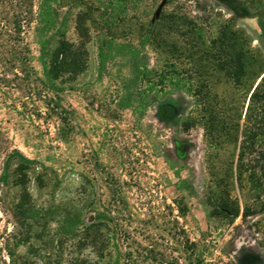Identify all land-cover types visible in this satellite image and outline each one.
Returning <instances> with one entry per match:
<instances>
[{
    "label": "rangeland",
    "instance_id": "obj_1",
    "mask_svg": "<svg viewBox=\"0 0 264 264\" xmlns=\"http://www.w3.org/2000/svg\"><path fill=\"white\" fill-rule=\"evenodd\" d=\"M161 2L53 6L71 53L85 61L82 73L56 82L68 125L27 98L24 75H0V264H110L113 226L100 216L106 210L133 235L156 239L170 261L264 264V201L246 186H226L240 214L213 212L237 153L225 134L232 122L242 124L264 70V0H166L152 23ZM7 13L18 20L17 9ZM34 26L19 34L7 28L15 53L27 43L40 74ZM109 42L141 49L148 69L172 79L141 117L117 107L129 58L116 54L98 73V49Z\"/></svg>",
    "mask_w": 264,
    "mask_h": 264
},
{
    "label": "trees",
    "instance_id": "obj_2",
    "mask_svg": "<svg viewBox=\"0 0 264 264\" xmlns=\"http://www.w3.org/2000/svg\"><path fill=\"white\" fill-rule=\"evenodd\" d=\"M58 1L0 0V75H8L9 72H12V75H24L27 98L41 101L47 110V117L53 116L62 125H68L69 113L62 105L60 96L62 89L56 82L65 74L77 76L82 73L85 61L82 53H71V44L57 27L53 6ZM8 9L18 10V20L9 21ZM32 24L35 25L34 34L38 46L37 60L41 67L40 74L33 67V58L27 43L22 41L23 46L18 53H15L9 34L11 28L19 34ZM7 26L11 28L8 29ZM149 39V36H145L140 48H144ZM140 50L132 45H114L110 42L98 49L99 75L105 70L107 61L113 59L116 54L129 58V75L122 81V96L117 107L119 109L133 108L138 117H141L150 105L166 96L164 93L166 84L172 80L165 72L157 74L148 69L145 57L141 55ZM15 60L19 69L13 73ZM174 86H179L178 79L175 80ZM166 104L170 103L166 101L162 103V105ZM29 116L28 118H32L33 115L29 113ZM218 123L213 115V142L220 146L224 135ZM225 136L232 139L237 149L235 160L231 163L230 183L225 187L242 189L246 186L255 200L263 202L264 70L255 78L252 90L249 92L242 124L237 121L232 122ZM221 180L224 182V179ZM227 187L213 205V212L236 219L240 214V205L236 199L232 198L231 190ZM117 199L118 203L125 205L122 193L117 194ZM247 208H245L246 211ZM177 210L179 214L184 215L187 207L186 205L178 206ZM100 216L113 226L115 256L110 264H174L173 262L181 264L180 257L170 261L171 257L156 239L145 235H133L126 225L119 224L118 221L114 222L112 212L109 210L100 213ZM242 216L248 215L244 212ZM187 264H202V260L197 259L194 263Z\"/></svg>",
    "mask_w": 264,
    "mask_h": 264
},
{
    "label": "water",
    "instance_id": "obj_3",
    "mask_svg": "<svg viewBox=\"0 0 264 264\" xmlns=\"http://www.w3.org/2000/svg\"><path fill=\"white\" fill-rule=\"evenodd\" d=\"M165 3H166V0H162V2L158 5V7H157V9H156V11H155V13H154L153 18L151 19V22H152V23H154V22L159 18L160 13H161L162 8L164 7ZM258 82H259V80H258ZM258 82H257V83H258ZM257 83H256V84H257Z\"/></svg>",
    "mask_w": 264,
    "mask_h": 264
}]
</instances>
